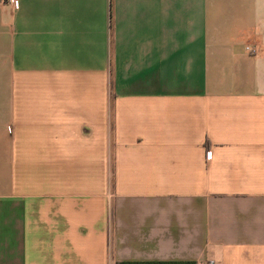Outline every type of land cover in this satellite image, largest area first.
I'll return each mask as SVG.
<instances>
[{
    "label": "crops",
    "instance_id": "crops-1",
    "mask_svg": "<svg viewBox=\"0 0 264 264\" xmlns=\"http://www.w3.org/2000/svg\"><path fill=\"white\" fill-rule=\"evenodd\" d=\"M206 261L264 264V0H0V264Z\"/></svg>",
    "mask_w": 264,
    "mask_h": 264
},
{
    "label": "built area",
    "instance_id": "built-area-1",
    "mask_svg": "<svg viewBox=\"0 0 264 264\" xmlns=\"http://www.w3.org/2000/svg\"><path fill=\"white\" fill-rule=\"evenodd\" d=\"M15 5H16V1H15ZM203 264H215L213 261H206L205 263Z\"/></svg>",
    "mask_w": 264,
    "mask_h": 264
}]
</instances>
